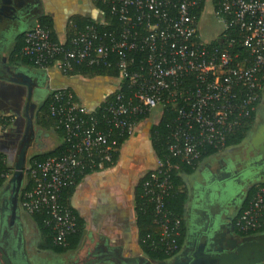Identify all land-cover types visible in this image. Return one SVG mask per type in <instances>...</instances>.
<instances>
[{"label":"built area","instance_id":"2783aa9c","mask_svg":"<svg viewBox=\"0 0 264 264\" xmlns=\"http://www.w3.org/2000/svg\"><path fill=\"white\" fill-rule=\"evenodd\" d=\"M95 1L110 5L119 19L116 29L101 33L99 22H93L64 41L52 39L50 28L40 23L24 33L22 51L38 68L68 75L77 65L111 67L110 57L117 54L118 76L110 78L112 90L93 109L69 88L52 90L48 111L66 149L27 162L20 207L30 215L46 210L54 242L65 246L77 231V215L61 201L62 190L109 169L120 152L115 129L120 137L132 136L143 116L159 108L157 124L164 111L172 110L168 154L156 156L144 173L141 197L154 204L158 243L175 254L180 250L181 219L165 203L178 167L173 158L195 164L206 146H224L227 136L257 110L264 91V0H218L214 15L223 28L212 46L210 40H196L194 12L202 0ZM9 177L10 172L0 171V181ZM262 223L264 186L235 225L249 232Z\"/></svg>","mask_w":264,"mask_h":264},{"label":"crops","instance_id":"0c3cea01","mask_svg":"<svg viewBox=\"0 0 264 264\" xmlns=\"http://www.w3.org/2000/svg\"><path fill=\"white\" fill-rule=\"evenodd\" d=\"M42 16L52 20L61 41L68 38L69 30H77L73 22L75 17L91 18L99 23L104 20L95 0H0V154L12 167L10 177L25 132L18 122L25 117L31 95L35 97L32 103L36 105L34 116L37 117L39 108L53 89L69 88L93 109L113 88L106 76L67 75L16 58L13 52L21 35L39 24ZM151 116L143 120L123 144L113 167L86 176L71 195L69 206L82 220L84 235L79 247L67 254L66 264L81 249L85 250V245L92 247L97 240L120 248L123 255L146 259L151 264H264V231L241 234L235 227V217L250 189L264 183V91L253 128L241 143L205 158L192 173H179L187 191L183 216L185 233L180 250L162 259L150 258L143 251L135 212L137 185L155 163L149 136V128L155 122ZM34 128L28 161L64 142L54 126L46 127L35 121ZM34 145L35 150L31 153ZM9 178L0 187V218L3 216L2 195ZM20 222L23 250L31 264H45V255H64L41 248L42 233L33 215L21 207ZM17 229V226L11 229L7 219L0 221V244L8 252L12 245L11 232L17 234ZM90 233H94L95 238ZM104 263L114 264L111 261Z\"/></svg>","mask_w":264,"mask_h":264},{"label":"trees","instance_id":"16d2710c","mask_svg":"<svg viewBox=\"0 0 264 264\" xmlns=\"http://www.w3.org/2000/svg\"><path fill=\"white\" fill-rule=\"evenodd\" d=\"M213 4V13H214V7L218 0H211ZM206 4V0H202L199 8L194 12L197 22V28H198V35L196 40L200 41L202 40V36L199 34V22L202 16V13L204 11ZM95 5L97 7L98 12L100 11L104 15V20L106 21L105 24L98 23L97 28L101 33H107L109 31H112L113 29H116L119 26V19L114 13L112 12V9L108 3H104L102 1H95ZM74 25L77 26L76 31L69 30L68 38L70 39L72 36H74L79 30L83 29L87 24L89 23H96L95 19L91 18H78L75 17L73 19ZM39 23L43 26H46L50 28L51 30V38L54 40H58L57 34L53 29V22L48 16H42L39 19ZM221 37V33L218 34L216 37L211 39V45H216L218 38ZM24 46V34L21 35L20 41L18 43V47L13 52V54L16 55V58H22L24 62L27 64H31L33 66V61L26 55H24L22 49ZM117 54H113L110 59L113 65L111 67L106 65H100V66H94L90 67L88 65H77L69 74H81L85 76H106L108 78H116L118 76V68L115 66V62L117 61ZM36 67V66H35ZM125 89V88H124ZM263 93V92H262ZM262 93L256 103L257 107L259 105V102L261 100ZM48 103L49 98L45 100V102L41 105L39 108V111L37 113V122L43 126L51 127L55 126L54 118L50 115L48 111ZM257 111V110H256ZM256 111L252 113L251 118H249L238 130L234 131L230 135L227 136L226 142L224 146L220 147H213V146H206L203 149L202 156L195 164H189L185 161H181L178 158H173V163L177 164V169H174L172 172V181L174 184V189L171 190L170 194L166 197L165 203L166 207L171 210L172 213H174L177 217L181 219V236L178 239L179 245L181 247L183 236L185 233V226H184V210H185V204L187 201V191L184 185V182L182 180V177L179 175L180 172L184 173H192L194 169L203 161L205 158L209 157L212 154L218 153L221 150L225 149L228 146L236 145L241 143L248 135L249 131L253 128L254 122H255V116ZM149 116V115H148ZM148 116H143L141 119L144 120ZM175 116L174 111L172 110H166L164 111L163 116L161 117L160 121L157 124H151L149 128V136L151 138L152 142V148L155 154V157L162 158L166 154H168V136L167 133L169 132L168 124L171 123V120ZM57 130V129H56ZM58 133H63L61 130H57ZM114 134L117 135L119 139V146L120 149L123 146V144L130 139V135L126 136H119L118 131L115 129ZM66 149V143H62L61 145L57 146L55 149L36 154L33 157L29 159V162L33 159H43L47 156L59 154L62 151ZM119 158V152L114 158V163L109 167H113L115 163L117 162ZM8 171L11 173L12 167L8 163V161L4 158L3 155L0 154V171ZM7 179H2L0 181V187L3 185V183ZM145 178L142 177V179L139 181L137 188H136V199H135V212H136V221L137 226L139 230V238H140V244L143 249V251L153 259H162L169 256H172L174 254H168L164 251V246L159 242V227L154 222V204L149 203L146 201L145 198L141 197V194L143 193V182ZM80 179H78V184L80 183ZM31 182H28L26 186H29ZM77 184V185H78ZM77 185H71L68 187H65L61 192V201L63 203H66L69 205V200L73 192L75 191ZM264 186V183L262 185ZM260 186H254L250 189V192L248 193L246 199L243 202V205L241 206L238 214L235 217V222L240 214V212L249 204V201L252 199L256 191ZM49 215L46 210L39 211L33 215V219L35 223L37 224L38 228L40 229L43 241L41 243V248L45 250H50L53 253L56 254H72L80 245L83 235H84V224L80 217L77 215V231L67 237V244L65 246L56 244L54 242V233L51 227L47 225V219ZM236 227V225H235ZM237 231L241 234H252L257 233L260 231H264V223H262L261 227L256 231H249V232H241L236 227ZM176 254V253H175ZM105 264V263H103Z\"/></svg>","mask_w":264,"mask_h":264},{"label":"water","instance_id":"95a60500","mask_svg":"<svg viewBox=\"0 0 264 264\" xmlns=\"http://www.w3.org/2000/svg\"><path fill=\"white\" fill-rule=\"evenodd\" d=\"M31 99V98H29ZM36 105L31 104L30 108L27 105V126L23 137L19 142L15 160L13 163V173L9 178L2 195V218L0 221L7 219V223L11 229L18 227L17 234L11 232L10 241L12 243L10 252L0 244V264H31L23 250V230L20 222V194L25 185L26 168H27V153L30 142L34 137V110ZM93 238L95 235L90 233ZM101 240V236L99 237ZM103 238V237H102ZM107 249H106V248ZM76 256L68 262V264H100L106 261H111L114 264H151L146 259H140L135 256L123 255L120 248L104 245L100 241H96L92 247L85 245ZM11 254V255H10Z\"/></svg>","mask_w":264,"mask_h":264},{"label":"rangeland","instance_id":"374dc122","mask_svg":"<svg viewBox=\"0 0 264 264\" xmlns=\"http://www.w3.org/2000/svg\"><path fill=\"white\" fill-rule=\"evenodd\" d=\"M199 28L202 38H214L218 34L221 33L223 25L222 23L216 18V16L213 13V4L211 0H206L205 8L202 13L200 22H199ZM160 109L158 108L156 111L153 112L151 119L154 121L160 118ZM47 141V137L45 142ZM35 150V145L32 147L31 153ZM29 158V157H28ZM28 162V160H27ZM155 164V163H154ZM68 255L65 254L62 257L56 256V255H45L47 259H45L46 263L49 264H66L68 261Z\"/></svg>","mask_w":264,"mask_h":264},{"label":"flooded vegetation","instance_id":"af4514ba","mask_svg":"<svg viewBox=\"0 0 264 264\" xmlns=\"http://www.w3.org/2000/svg\"><path fill=\"white\" fill-rule=\"evenodd\" d=\"M31 93H35V91H31ZM30 93V94H31ZM30 96V95H29ZM35 98V97H34ZM33 97H32V95H31V99H29L28 100V102H27V105H28V107L30 108V106H31V104H32V102H33V99H34ZM26 112H25V117H23V119H22V121L20 120L19 122H18V124H20L21 126H23V129L25 130V128H26V126H27V118H26V115H27V111H28V108H27V106H26ZM34 122L35 121H37V117H36V114H35V116H34ZM34 130H35V128H34Z\"/></svg>","mask_w":264,"mask_h":264}]
</instances>
